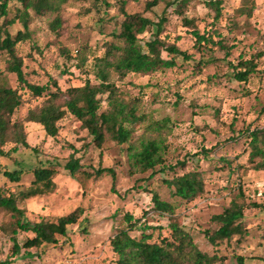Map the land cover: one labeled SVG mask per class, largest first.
I'll list each match as a JSON object with an SVG mask.
<instances>
[{
    "label": "rangeland",
    "instance_id": "obj_1",
    "mask_svg": "<svg viewBox=\"0 0 264 264\" xmlns=\"http://www.w3.org/2000/svg\"><path fill=\"white\" fill-rule=\"evenodd\" d=\"M121 1L125 2L127 14H140L155 23L166 8L168 20L158 37L190 56L187 63L179 58L174 68L152 75L128 74L119 79L112 74L110 78L117 98L128 108H134L138 117L136 122L124 123L131 131L130 144L138 146L141 140L160 141L165 169L152 177L151 170L138 171L131 166L128 143L120 145L107 134L98 149L69 113L57 123L55 138L46 136L39 124L23 123L30 148L18 145L10 158L0 157V186L23 189L33 180L31 170L40 161L51 166L56 170L53 192L21 201L18 207L24 210L28 220L43 217L53 222L80 207L84 211L81 219H85L82 226L86 230L77 225L70 227L67 237L59 239V247L45 254L41 250L24 249L22 244L31 234L18 233L16 240L21 248L14 263L115 264L116 256L109 240L123 226V215L129 213L150 226L162 228L160 232L154 231L153 241L169 236L168 224L176 222L192 236L201 251L225 258L215 264H237L235 256H242L244 264H264L261 260L264 256V170L255 169L260 159L254 163L248 161L249 133L264 129V0H224L217 18L203 0H187L178 9L172 3L174 0H159L150 11L145 9L150 0H100L98 3L68 0L57 11L35 14L30 10L29 38L16 46L27 81L39 86L48 83L50 92H54L48 81L56 80L62 93L83 86L87 80L92 85L98 84L95 58L102 57L110 43L118 44L113 34L119 33L123 20ZM50 2L47 0L46 7H50ZM169 4L173 5L169 7ZM245 6H249V16ZM19 8L17 2L9 0L8 14L0 18V25L13 19ZM178 10H182V15ZM56 18L60 20V27L54 32L51 26ZM5 29L12 36L23 30L18 21ZM192 30L211 36L214 42H222L225 49L211 44L197 45ZM155 35L156 28L150 27L140 38L148 41ZM81 57L85 58L82 66ZM162 57L168 58L164 52ZM6 59L5 53H0V85L16 89L21 96L22 104L11 117L12 123L21 122L28 111L39 109L49 97L44 94L37 98L19 87L15 76L6 71ZM245 61L256 64V71L242 83L233 76L235 67ZM98 98L101 100L99 112L108 111L107 94ZM63 101L61 96L54 103ZM13 144H8L5 150ZM74 151L82 171L70 177L63 167ZM203 151L207 153L202 154ZM179 162L185 165H177ZM161 167L157 166L155 171ZM98 168L115 171L116 194L111 191L109 175L96 178L83 173L92 174ZM16 169L25 170L19 185L10 183L2 174L4 170ZM189 172L199 174L197 177L204 182L203 193L190 201L171 196L164 180ZM153 194L176 207L173 216H160L152 211ZM232 201L244 204L241 222L247 231L213 247L202 233L206 230L212 233L218 228L211 218L221 214ZM14 221L9 212L0 209V260L11 256Z\"/></svg>",
    "mask_w": 264,
    "mask_h": 264
},
{
    "label": "trees",
    "instance_id": "obj_2",
    "mask_svg": "<svg viewBox=\"0 0 264 264\" xmlns=\"http://www.w3.org/2000/svg\"><path fill=\"white\" fill-rule=\"evenodd\" d=\"M21 8L16 10L13 19L5 21L0 25V53H5L6 71L13 74L19 87L27 90L34 97L48 95V102L36 110L28 111L27 115L21 122H11V117L22 104L21 96L16 89H11L0 85V157L10 158L16 153L18 145L29 149L23 131V123L39 124L45 135L55 138L58 134L57 123L63 119L66 113L74 117L80 127L87 131L91 136L94 145L100 149L104 142L105 135L117 141L118 144H127L128 157L131 166L140 172L151 170V177L155 172H162L165 169L162 160V143L158 140H141L136 146L130 144V129L124 126V123H133L138 120L135 116L134 108H128L123 101L117 98V90L114 83L110 81L112 74L119 79L126 77L128 74L140 76L152 75L160 70L172 69L176 66L177 60L185 63L190 61V56L181 51L175 44H166L158 37L164 24L168 20L169 13L165 8L158 21L155 23L140 14H127L124 11L125 2L120 3V12L123 20L120 24L118 34L113 37L118 44L110 43L100 58H95V78L98 84L92 85L88 80L81 87L69 88L62 93L56 80H49L51 87L55 89L50 92L48 83L44 86L34 85L27 81L26 74L23 72V60L17 55L16 46L29 38L28 23L29 11L35 14H42L50 11H57L60 5L68 0H52L50 7H46L47 0H14ZM100 0H95L98 3ZM224 0H203V3L213 9L216 13L215 18L220 15V6ZM9 0H0V18L6 17ZM159 0H150L145 4V9L150 11L157 6ZM187 0H174L177 9L182 8ZM169 4L168 6H172ZM106 5H108L106 3ZM249 6H245L247 16H249ZM248 9V10H247ZM182 10H178L179 15ZM18 21L22 26V31H17L14 36L10 35L5 29L6 26ZM60 27V20L56 18L51 29L56 32ZM155 27L156 35L148 41L140 38L148 28ZM191 35L197 45H214L220 49H225L222 42H214L211 36L200 35L198 31L192 30ZM79 51H77L78 53ZM162 52L167 54L168 58L162 57ZM66 54V52H63ZM80 66L84 65L85 58L81 57ZM79 66V67H80ZM256 71V64L252 61L239 63L235 67L234 79L238 82L246 83L248 78ZM107 94L108 111L99 112L101 100L98 96ZM61 96L64 97L62 104H55ZM249 163H254L255 159L260 162L255 164V169L264 170V129H256L249 133ZM14 143L13 147L5 150L8 144ZM34 151V149H31ZM75 151L70 154L68 161L63 169L70 177L82 171L80 159L75 158ZM203 151L202 154H206ZM49 165V164H48ZM184 166V162L177 163ZM157 166H162L155 171ZM168 169V168H167ZM173 170V168H169ZM24 169L13 171L4 170L3 177L10 183L19 185ZM33 180L27 187L19 190H13L10 187L0 186V209L9 212L15 219L11 230V240L13 242L12 253L10 257L4 258L7 264H14L15 256L20 252L16 235L18 233H30L22 247L24 249L41 250L43 254L53 248L59 247V239L67 237L68 229L72 226H82L85 219H81L84 211L82 208H76L67 215L57 218L54 222L40 217L37 221L28 220L24 215V210L18 207L21 201L32 199L53 192L55 189L54 177L56 170L45 163L39 164L31 170ZM85 176L91 175L98 178L103 174L111 177L113 193L115 190L116 174L112 168H98L92 174L83 172ZM198 173H184L175 176L171 180H164L167 188L170 189L171 196L180 200L190 201L196 198L204 191V182ZM153 205L152 211L160 216H173L176 207L153 194L151 198ZM254 207L257 205L253 204ZM244 204L232 201L229 207L225 208L221 214L215 215L211 220L218 224V228L210 233L208 230L202 234L207 242L217 247L223 241L230 240L233 236L242 234L247 231L242 226ZM145 213L144 215H147ZM123 226L118 228L109 240V245L113 254L116 256L115 264H215L225 260L224 257L216 254L210 256L200 250L195 244L192 236L176 222L168 224L169 236H165L153 241L154 231L160 232V226L154 227L148 225L141 218H134L129 213H125L122 218ZM83 227V226H82ZM82 230H86L83 227ZM134 234V235H133ZM160 235V234H159ZM158 235V236H159ZM40 251V252H41ZM29 255V254H28ZM264 261V256L261 258ZM237 264H244L242 256H235Z\"/></svg>",
    "mask_w": 264,
    "mask_h": 264
},
{
    "label": "built area",
    "instance_id": "obj_3",
    "mask_svg": "<svg viewBox=\"0 0 264 264\" xmlns=\"http://www.w3.org/2000/svg\"><path fill=\"white\" fill-rule=\"evenodd\" d=\"M0 264H7V263L5 262V259H2V260H0ZM14 264H16V263H14Z\"/></svg>",
    "mask_w": 264,
    "mask_h": 264
}]
</instances>
